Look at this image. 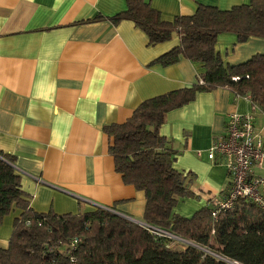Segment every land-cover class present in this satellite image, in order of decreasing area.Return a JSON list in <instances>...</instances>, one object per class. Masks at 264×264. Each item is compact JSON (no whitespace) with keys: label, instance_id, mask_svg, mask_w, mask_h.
Listing matches in <instances>:
<instances>
[{"label":"crops","instance_id":"crops-1","mask_svg":"<svg viewBox=\"0 0 264 264\" xmlns=\"http://www.w3.org/2000/svg\"><path fill=\"white\" fill-rule=\"evenodd\" d=\"M145 1L169 21L193 14L198 5L229 9L248 2ZM125 9V0H0V154L12 158L36 212L109 207L143 221L144 193L115 171L103 127L124 122L144 99L190 87L203 67L183 57L168 66L150 65L179 38L173 34L149 45L132 21L107 19ZM96 16L104 18L92 20ZM215 48L224 64H237L264 53V39L238 43L223 33ZM231 112L251 114L264 139V113L226 88L197 92L166 113L160 134L176 151L174 169L193 174L190 188L198 197L178 199L177 214L191 216L225 195L227 169L207 151ZM15 216L12 211L2 219L0 247L7 246Z\"/></svg>","mask_w":264,"mask_h":264},{"label":"trees","instance_id":"trees-1","mask_svg":"<svg viewBox=\"0 0 264 264\" xmlns=\"http://www.w3.org/2000/svg\"><path fill=\"white\" fill-rule=\"evenodd\" d=\"M125 1L126 9L107 19L132 21L149 45L169 41L173 34L179 38L150 65L168 66L183 57L203 67L195 84L144 99L124 122L103 127L115 171L144 193L143 221L186 242L172 247L179 241L101 207L76 214L36 212L12 158L1 153L0 224L12 211L16 216L7 246L0 247V264H264V209L239 199L216 218L210 201L191 216L174 212L178 199L196 196L190 188L193 174L174 169L176 151L159 131L168 111L192 101L197 92L219 87L248 97L264 113V53L224 64L215 48L223 33L233 34L238 43L264 39V0L229 9L198 5L193 14L170 21L145 0ZM75 237L81 241L72 249L69 242Z\"/></svg>","mask_w":264,"mask_h":264},{"label":"built area","instance_id":"built-area-1","mask_svg":"<svg viewBox=\"0 0 264 264\" xmlns=\"http://www.w3.org/2000/svg\"><path fill=\"white\" fill-rule=\"evenodd\" d=\"M232 79L235 80L237 77ZM207 157L210 160L217 158L221 160L230 178L225 195L210 201L213 218H216L219 212L232 207L239 199L264 209V139L256 132L251 114L229 113L224 133L214 139L207 151ZM102 208L113 212L109 207ZM136 224L149 229L158 236L169 237L179 242L184 241L144 221H138ZM80 241L79 237L71 239L70 248H75Z\"/></svg>","mask_w":264,"mask_h":264},{"label":"rangeland","instance_id":"rangeland-1","mask_svg":"<svg viewBox=\"0 0 264 264\" xmlns=\"http://www.w3.org/2000/svg\"><path fill=\"white\" fill-rule=\"evenodd\" d=\"M197 195H199V197L200 198H202L203 200H205V194H203V193H199V194H197ZM190 199H194V200H197V198L198 197H196V196H193V197H189ZM189 213V212H188ZM84 236V235H83ZM176 241H179V240H176ZM181 242V241H180ZM180 242H173L172 243V247H175V248H182V245L180 244Z\"/></svg>","mask_w":264,"mask_h":264},{"label":"water","instance_id":"water-1","mask_svg":"<svg viewBox=\"0 0 264 264\" xmlns=\"http://www.w3.org/2000/svg\"><path fill=\"white\" fill-rule=\"evenodd\" d=\"M113 213H115V214H117V215H119V216H122V217H124V218H126V219H128V220H130V221H132V222H134V223H137V222H138L137 220H134V219H131V218H129V217H126L125 215H121V214L118 213V212L113 211ZM139 222H140V221H139Z\"/></svg>","mask_w":264,"mask_h":264}]
</instances>
